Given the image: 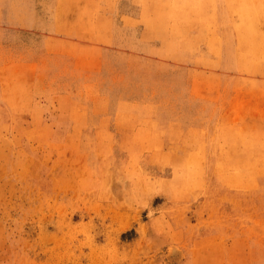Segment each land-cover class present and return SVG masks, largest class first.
I'll list each match as a JSON object with an SVG mask.
<instances>
[{"label":"rangeland","instance_id":"1","mask_svg":"<svg viewBox=\"0 0 264 264\" xmlns=\"http://www.w3.org/2000/svg\"><path fill=\"white\" fill-rule=\"evenodd\" d=\"M55 2L37 0L43 27L30 37ZM35 47L31 77L9 74L1 66L19 59L0 50V264H264V123L233 136L229 120L218 136L219 105L190 94V75L150 62L86 75ZM105 108L185 119L207 136L163 153L151 124L122 139L106 129Z\"/></svg>","mask_w":264,"mask_h":264},{"label":"crops","instance_id":"2","mask_svg":"<svg viewBox=\"0 0 264 264\" xmlns=\"http://www.w3.org/2000/svg\"><path fill=\"white\" fill-rule=\"evenodd\" d=\"M37 7V0H0V50L19 59L1 66L9 74L19 66L20 73L31 77L36 62L27 58L33 57L35 46L42 56L70 58L73 68L86 75L99 74L107 62H115L117 68L129 64L130 70H118L129 76L139 72L135 68L140 63L150 62L153 74L190 75V94L219 105L214 112L221 122L218 136L229 120L233 136H251L258 126L251 123H264V17L256 18L255 1L56 0L44 34L35 40L31 32L43 27ZM58 96L66 104L80 103L66 93ZM210 110L206 106L192 113L201 116ZM98 120L112 123L106 129L119 130L121 139L138 137L151 124L155 137L167 139L163 153H190L185 142L207 136L205 127L185 119L153 118L135 110L105 108ZM244 120L247 127L240 125ZM241 131L248 134H236ZM181 143L184 150H174Z\"/></svg>","mask_w":264,"mask_h":264},{"label":"bare ground","instance_id":"3","mask_svg":"<svg viewBox=\"0 0 264 264\" xmlns=\"http://www.w3.org/2000/svg\"><path fill=\"white\" fill-rule=\"evenodd\" d=\"M212 39V38H211ZM215 39H217V38H215ZM220 43V42H219ZM194 49V48H193ZM239 50V49H238ZM242 53H243V51H242ZM214 54V53H213ZM240 55V54H239ZM242 55V54H241ZM251 59V58H250ZM264 60V59H263ZM264 62V61H263ZM260 63V62H259ZM261 66V65H260ZM249 150V149H248ZM218 156V155H217ZM227 178V177H226ZM241 184V183H240ZM230 185V184H229Z\"/></svg>","mask_w":264,"mask_h":264}]
</instances>
